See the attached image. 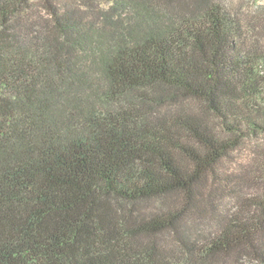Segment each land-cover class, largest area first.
I'll list each match as a JSON object with an SVG mask.
<instances>
[{"label": "trees", "instance_id": "obj_1", "mask_svg": "<svg viewBox=\"0 0 264 264\" xmlns=\"http://www.w3.org/2000/svg\"><path fill=\"white\" fill-rule=\"evenodd\" d=\"M257 32L227 0H0V264H264V156L228 165L264 132Z\"/></svg>", "mask_w": 264, "mask_h": 264}, {"label": "rangeland", "instance_id": "obj_2", "mask_svg": "<svg viewBox=\"0 0 264 264\" xmlns=\"http://www.w3.org/2000/svg\"><path fill=\"white\" fill-rule=\"evenodd\" d=\"M234 3L241 12L251 15H264V0H227ZM257 13V14H256ZM256 40L264 46V32L255 34ZM257 154H255V150ZM260 152V156H264V132L247 140L246 144L238 151H235L232 158L228 159V165H230L231 171H237L239 163H245L246 167H249L254 158ZM236 173V172H235Z\"/></svg>", "mask_w": 264, "mask_h": 264}]
</instances>
